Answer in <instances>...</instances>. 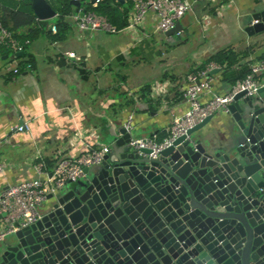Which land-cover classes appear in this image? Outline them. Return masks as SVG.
I'll use <instances>...</instances> for the list:
<instances>
[{
  "label": "water",
  "instance_id": "95a60500",
  "mask_svg": "<svg viewBox=\"0 0 264 264\" xmlns=\"http://www.w3.org/2000/svg\"><path fill=\"white\" fill-rule=\"evenodd\" d=\"M31 1L40 21L57 16L47 0ZM249 16L258 23L245 33L264 32V3ZM230 111L224 139L197 135L209 117L157 157L118 129L83 184L51 196L39 221L3 241L0 264H264V80Z\"/></svg>",
  "mask_w": 264,
  "mask_h": 264
},
{
  "label": "crops",
  "instance_id": "0c3cea01",
  "mask_svg": "<svg viewBox=\"0 0 264 264\" xmlns=\"http://www.w3.org/2000/svg\"><path fill=\"white\" fill-rule=\"evenodd\" d=\"M233 1L208 7L205 9L208 14L198 6V13L189 14L190 23L185 22L187 15L181 21V36L174 35L178 41L174 36L162 35L171 46L190 41L194 45L190 60L180 54L170 55L176 49L166 51L169 62L165 65L164 47L146 43L155 36L162 40L153 34L151 15L143 38L133 37L139 43L136 45L123 38L114 45L101 35L103 32H81L72 17L66 18L67 29L60 32L57 28L54 32L58 13L48 20L46 31L27 48L31 71L12 76L7 64L0 60V161L5 165L4 173L0 174V195L9 185L37 178L35 167L39 164L51 173L59 158L77 157L88 151L89 145L111 147L112 135L123 128L131 113L135 115L133 133L138 138L156 136L159 142L163 141L173 117L189 110L183 98L186 76L206 66L220 51L234 52L238 57V62L231 65L225 61V68L213 73L214 92L230 93L255 63L264 60V39L255 40L254 36L244 34L246 27L242 25L248 17L250 21L249 11L264 0ZM204 13L205 23L201 22ZM235 24L242 26L238 29L241 35ZM183 32L187 36L182 42ZM70 52L76 57L71 58ZM155 60L159 65L152 66V78L138 76L131 81L121 72L125 66L140 67ZM24 123L29 130L17 131ZM231 123V114L218 113L197 135L220 141L228 136ZM85 181L86 178L70 186ZM51 203L41 207L42 213Z\"/></svg>",
  "mask_w": 264,
  "mask_h": 264
},
{
  "label": "built area",
  "instance_id": "2783aa9c",
  "mask_svg": "<svg viewBox=\"0 0 264 264\" xmlns=\"http://www.w3.org/2000/svg\"><path fill=\"white\" fill-rule=\"evenodd\" d=\"M94 7L100 5L104 0H88ZM233 0H114V4L128 7L127 26L119 30L111 24L107 16L97 14L94 11H86L84 8L72 15L74 26L81 32H105L108 34H119L128 31L133 37L142 39L149 16L154 21L153 34L166 35L175 29L189 13L193 14L194 7L200 6L207 10L208 7ZM205 10V11H206ZM204 11V12H205ZM204 14L201 20H205ZM39 20V19H38ZM200 17L198 21H201ZM40 21V20H39ZM207 20H205L206 22ZM203 22V21H201ZM254 21L252 24H256ZM57 32V27L53 28ZM181 36V31L176 33ZM173 37V36H172ZM29 43H22L13 32L0 24V60L8 66L9 74L19 76L23 71H31L33 66L24 61L26 47ZM69 56L75 58L76 54L70 52ZM225 66L217 62H210L206 66L191 72L185 78L187 87L184 90V102L189 105V110L182 116H174L172 124L167 131V137L159 142L156 136L136 138L131 141V145L137 149L149 148L153 150V156L169 147L174 140L181 136H187L188 131L201 124L209 117H214L218 113L230 114V106L235 102V97L241 92H245V97L257 94L261 87V77L264 75V60L255 63L247 76L233 87L230 93L218 95L213 90V73L224 69ZM161 91V89H160ZM165 92H159L164 94ZM135 115H128L123 128L132 134ZM29 130V125L24 123L17 127V131L25 132ZM111 153L109 146L89 145V150L74 158H59L54 170L48 173L44 166L39 164L35 167L37 178L22 181L9 185L0 195V223L3 224L0 230V242L8 236L13 235L18 230L32 225L39 221L43 214L41 207L50 201V197H56L62 190L70 184L85 179V169L100 166L107 155ZM5 165L0 161V174L4 173Z\"/></svg>",
  "mask_w": 264,
  "mask_h": 264
},
{
  "label": "trees",
  "instance_id": "16d2710c",
  "mask_svg": "<svg viewBox=\"0 0 264 264\" xmlns=\"http://www.w3.org/2000/svg\"><path fill=\"white\" fill-rule=\"evenodd\" d=\"M31 0H0V24L13 32L15 37L22 43H30L39 38L47 29V21H39L32 7ZM52 8L58 13L56 26L58 30L64 31L68 28L66 18L71 17L78 10L71 5V0H47ZM86 11H94L97 14L107 16L111 24L119 30L124 29L127 24L128 7L114 4V0H104L100 5L94 7L91 2H82L81 5ZM28 29L26 33L22 32ZM59 32V33H60ZM25 62H32L27 53L24 54ZM217 62L221 65L226 61L233 65L238 62L234 52H218L211 57L210 62ZM209 62V63H210ZM128 104H131L128 103Z\"/></svg>",
  "mask_w": 264,
  "mask_h": 264
},
{
  "label": "rangeland",
  "instance_id": "374dc122",
  "mask_svg": "<svg viewBox=\"0 0 264 264\" xmlns=\"http://www.w3.org/2000/svg\"><path fill=\"white\" fill-rule=\"evenodd\" d=\"M84 2H86V0ZM87 2H89V1L87 0ZM194 12L195 13L199 12L198 5H196V7H194ZM206 12L208 14V11H206ZM205 13H204V16L206 17L207 14H205ZM189 14L185 18V22L187 24L191 22V20H190L191 15H189ZM250 21H252V17L250 18ZM250 21H249V17H248L246 22H242V25L246 27ZM203 22L205 23V20H203ZM235 27H236V32H239L238 29L240 30L242 28V26L237 27L236 24H235ZM107 34L108 33L103 32V34H101V35L105 36L104 38L111 39L112 40L111 42H113L114 45L117 44L116 41L120 40L119 38H123L124 41L129 42V44H131V45H136V43H137L136 39L133 38V34L131 32H128V31H123V32H120L119 34H110V35H107ZM182 34H183V36H182V42H183L187 35L185 32H183ZM239 34L241 35L240 32H239ZM244 34H245V32H244ZM158 36H160V39H162L161 41H159L158 37L155 36L154 39H149V41L146 43L152 42L157 47H162V48L164 47L163 48L164 53H163V58H162L163 65H165L169 62L165 57V55H166L165 52L166 51L172 52V50H174V49H176V50H174L172 53H170V55L174 56L175 54H180L183 59L190 60L191 52L194 49V45L191 43V41L189 43H186V44H181V46H173V45L171 46L170 43L164 42V37L161 34ZM245 37H246V35H245ZM254 38H255V40L264 39V32L257 34L256 36H254ZM173 39L178 41V39L175 36L173 37ZM137 44H139V43H137ZM148 63H150V62H147V64L143 63V65L140 67H131V66L127 67V66H125V68H122L121 72L123 73V71H124L125 75H128V78L131 81L135 80L138 76H140L141 78H152L153 77V69H154V67H152V66L159 65V61L155 60L152 64H148Z\"/></svg>",
  "mask_w": 264,
  "mask_h": 264
}]
</instances>
